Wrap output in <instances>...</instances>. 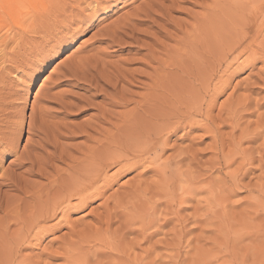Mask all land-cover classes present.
I'll list each match as a JSON object with an SVG mask.
<instances>
[{"label":"rangeland","instance_id":"1","mask_svg":"<svg viewBox=\"0 0 264 264\" xmlns=\"http://www.w3.org/2000/svg\"><path fill=\"white\" fill-rule=\"evenodd\" d=\"M149 1L153 0H138L132 4L125 0L114 5L107 17L100 15L87 33L55 56L32 85L28 83L29 70L25 68L7 75L1 86L6 91L5 95H11L9 99L5 96L8 100L4 102L7 103L4 114L22 113L24 117L18 153L36 141L27 134L32 106L48 109L49 121L60 130L61 127L75 130L84 121H89L104 103L103 95L93 97L92 93L88 94L79 87L61 85L51 89L50 77L55 76L53 69L73 65L81 58L100 55V58L111 60L113 65L120 63L118 66H124L125 71L126 68L132 71L131 74L135 70L132 75L141 79L139 71H146L142 60L146 54L143 47L109 48L94 39V35L100 27L103 29L114 24V20L116 24L117 20L129 16L140 3ZM159 1L164 9L158 20L155 24L138 25L136 37L140 44H148V48L155 40L160 41L162 45L155 52L179 51V57L174 56L179 61L174 71L180 77L178 98L181 102L183 96L191 101L198 95L204 78L200 76L203 67L211 70L206 76L208 91L201 108L203 115L210 111L209 120L198 115L193 129L181 127L183 129L178 128L176 133L167 137L161 154V172L152 170L141 177L138 176L140 169L122 173L103 198L71 214L67 221H63L66 224L61 222L58 230L49 232L38 246L23 249L21 258L16 256V259L14 255L10 257L21 238V226L14 217H25L30 205L22 202L20 206L9 198V208L5 213L0 212V264H25L27 258L31 264L37 261L38 255L55 253L63 256L47 261L49 264H264V86L254 85L258 73L263 71V64L257 62L248 67L241 59L232 61L230 56L222 67H216L217 50L223 44V36L230 32L228 26H222L225 31L217 26V22L221 25L227 23L223 0H172L173 6L171 0ZM157 31L160 33L155 34ZM168 33L171 37L167 39L165 35ZM188 75L197 80L186 83ZM173 80L177 82L174 77ZM28 86L29 92L24 95ZM164 86L166 88L167 84ZM141 87L134 83L127 87V91L135 92L134 95L129 94L134 97L136 92L143 94ZM192 89L195 94L190 93ZM48 90L50 94L62 91L63 98L67 97L61 98L62 102L58 99L57 103L41 101ZM138 96L135 98L139 99ZM165 96L171 98L167 93ZM173 97L170 99L175 100L173 102L167 97L164 101L177 106L180 102ZM202 98L196 106L201 105ZM86 100L92 104L89 109L75 112L78 101L83 106ZM126 108L115 111L124 113L130 110L131 105ZM3 119L0 116V120ZM60 137L59 147L69 146L75 152L85 145L92 146L78 134ZM46 151L51 153L49 149ZM13 161V156L2 160L1 176L13 168ZM54 165L58 170L66 169L60 162ZM116 169H109V175L116 174ZM28 179L36 188L46 183L39 178ZM168 186L171 189L167 190ZM13 195L19 196L9 191L11 198ZM4 201L6 199L1 202L3 209ZM40 203L35 201L32 206ZM112 208H116L117 214L113 215L115 218L110 229L105 231L103 219L109 213L114 214ZM57 221L47 223L48 227L55 226ZM84 235L93 236L91 240H96L83 243L80 240Z\"/></svg>","mask_w":264,"mask_h":264},{"label":"bare ground","instance_id":"2","mask_svg":"<svg viewBox=\"0 0 264 264\" xmlns=\"http://www.w3.org/2000/svg\"><path fill=\"white\" fill-rule=\"evenodd\" d=\"M124 1L0 0V116L4 118L3 121L0 120V164L6 157H14L13 168L2 173V176L0 175L2 180L0 183V212L5 213L9 208V198L20 206L22 202H25L24 205H30L25 217H20V215L14 217L18 219L17 223L21 226V238L15 245L10 258L14 255L16 259L23 249L39 245L49 232L56 231L59 224L67 221L66 218L71 214L103 198L107 190L115 183L116 177L122 173L135 170L138 172L140 169L138 176L141 177L148 171L161 172V154L167 137L181 127L193 129L192 127L197 124L194 119L198 115H203L201 108L208 91V77L206 76L211 70L203 67L200 76L204 78L197 91L198 95L196 94L193 100L189 101L183 96L181 97L183 102L179 101L180 77L174 71L179 64L176 60L179 57V51L155 52V49L162 45L160 41L155 40L148 48V44H140L138 36L136 37L138 25L156 23L164 9L163 3L159 0L142 2L135 10H132L133 12L131 11L129 16L123 19L118 18L120 21L117 20L116 24L114 20V24L103 29L100 27L94 35V39L107 44L109 48L133 45L143 47L142 49L146 50L144 59H142L146 71H139L141 73L138 77L141 79L132 75L135 70L131 74L132 71L126 68V71L128 70L126 72L124 66L122 67L124 70L118 66L120 63L116 62L117 64L113 65L111 60L109 62L105 58H100L99 54L96 57L81 58L70 66L63 65L61 68L53 69L55 76L52 78L49 75L52 80L51 89L61 85L79 87L88 94L92 93L93 97L103 95L104 103L97 108L89 121H84L80 127L74 128L75 130L68 126H66L68 128L61 127L60 130L56 124L49 121L48 109L46 111L45 107L32 106L27 134L36 138V141L26 145L22 152L18 153V141L23 131L24 117L22 113L4 114L7 104L4 102L11 95L10 92H8L9 95H5L6 91L1 86L7 75L25 68L29 70L28 83L32 85L58 53L79 36L87 33L100 15L107 17L114 5ZM137 1L128 0V3L132 4ZM223 2L227 23L221 25V22H217V26L224 31L225 27L222 28V26H228L230 32L228 35L224 33L228 37L227 40L223 34V44L217 50L216 67H222L223 62L230 56H232V61L236 62L241 59V62L244 61L248 67L260 62L263 64V71L258 73L257 78L255 77L254 85L262 87L264 86V0H223ZM102 3L103 6H101ZM170 3L171 6L174 5V1L171 0ZM159 33L157 31L155 34ZM165 37L168 39L171 35L168 33ZM148 40L150 41L151 38L149 37ZM157 53L163 56L158 57ZM228 67L227 64L226 71ZM173 77L177 79V82L173 80ZM188 78L186 83L197 80L191 75H188ZM134 83L142 86V90L144 89L143 94L136 92L135 96L139 95V99L129 95L130 93L134 95L135 92L128 93L127 91L130 88L127 87ZM164 84H167L166 88ZM29 89L30 86L24 90V95L28 94ZM50 90L46 92L41 101L57 103L60 99L62 102V91L56 92L58 94H50ZM192 90L190 93L195 94L196 91ZM175 92L176 96L173 97ZM164 93L171 98H176L180 103H177V106L173 104L175 107H172L170 103L175 100L172 101L171 98L168 99V96H165L171 101L169 103L165 100L166 103L168 102L166 104ZM23 97L19 99L25 102ZM201 98V105L196 106ZM66 105L68 102L64 106ZM90 105L92 104L87 101L81 106L78 101L74 108L75 112L86 111ZM130 105L129 111L122 110L124 113L115 111V109H123ZM209 112L207 110L203 115L208 120ZM75 134L84 136L86 144L89 143L92 146L85 145L83 149H78L76 152L70 150L72 147L67 148L63 144L64 148L59 147L61 145L58 142L60 136L68 137ZM113 136L121 137L115 139ZM47 149L51 150V153L46 151ZM56 161L64 164L66 169L58 170L54 165ZM113 167L117 168L116 174L109 175V169ZM29 177L42 179L46 183L36 188L35 184L28 179ZM3 188L6 190L3 191ZM167 188V190L171 189L170 186ZM9 191L19 196L13 195L11 198ZM4 199L6 201H4L5 208L3 209L1 202ZM35 201L41 203L32 206ZM112 211L114 214L109 213L103 219L105 231L110 229L112 220L117 214L116 208H112ZM56 219H58V224L48 227L47 223ZM77 237L76 235L75 238ZM91 237L93 236L84 235L80 241L86 243L93 240L94 242L96 238L91 240ZM58 254L38 255L37 261L31 264H49L47 261L63 256ZM25 260H27L25 264H29L30 259Z\"/></svg>","mask_w":264,"mask_h":264}]
</instances>
